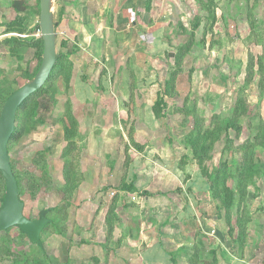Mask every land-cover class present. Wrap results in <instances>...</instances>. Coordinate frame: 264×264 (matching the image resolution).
<instances>
[{
    "label": "rangeland",
    "instance_id": "1",
    "mask_svg": "<svg viewBox=\"0 0 264 264\" xmlns=\"http://www.w3.org/2000/svg\"><path fill=\"white\" fill-rule=\"evenodd\" d=\"M102 8L55 0L62 64L10 144L26 217L49 209L53 225L43 248L17 227L0 233V264H264V0H152L147 29L78 30L103 26ZM40 16L41 0H0V116L41 67ZM238 101L239 135L225 122ZM197 120L203 167L187 147ZM247 140L257 145L248 153ZM246 155L259 173L239 194L231 175ZM221 161L238 192L230 215L205 174ZM5 196L0 176V208Z\"/></svg>",
    "mask_w": 264,
    "mask_h": 264
},
{
    "label": "water",
    "instance_id": "2",
    "mask_svg": "<svg viewBox=\"0 0 264 264\" xmlns=\"http://www.w3.org/2000/svg\"><path fill=\"white\" fill-rule=\"evenodd\" d=\"M55 0H41L40 30L44 42L42 64L29 82L15 91L6 101L0 116V173L6 185V197L0 208V233L17 227L33 244L43 248L42 233L52 223L50 210H42L38 219L26 217L18 180L11 164L9 145L16 132L21 106L49 81L57 64L58 34L55 30Z\"/></svg>",
    "mask_w": 264,
    "mask_h": 264
},
{
    "label": "trees",
    "instance_id": "3",
    "mask_svg": "<svg viewBox=\"0 0 264 264\" xmlns=\"http://www.w3.org/2000/svg\"><path fill=\"white\" fill-rule=\"evenodd\" d=\"M151 1L152 0H146V5H147V9L146 10H147V12H148V10H150L149 8L151 7ZM201 2H202V0H201ZM14 6L16 7L17 11H20V12L24 11V8L22 7L20 1H15L14 2ZM199 24H200V20L197 21V23L194 25V27L197 29L199 27ZM183 31L186 32V30H183ZM63 45H65V43L62 44V47H63ZM36 46L39 47L40 53L42 54L43 50H44L43 40H38L36 42ZM188 47H189V45L186 44V48L187 49H188ZM181 53H182V48H180V50L178 51V56H181ZM63 56H64L63 53L61 51H58L57 64H56V67H55V69H54L49 81L45 84V86L40 91H38L34 95L41 94V93H44V92L48 91V84H50L52 82V80L56 76L58 70L60 69L61 64H62ZM170 77H171L170 80L166 84L167 85V92L166 93L172 95L170 89L172 88L171 85H174V83H175V81L173 80V77H176V73H172ZM249 80H250V77H249ZM33 96H31L21 106V108H20V110L18 112L17 120L19 119V116L21 115V113L24 112V109H26L28 107V103L30 102V99ZM236 104H237V106L235 108V114H237V116L233 120L226 119L225 122L229 123L228 127L232 126L233 128H236L237 129L236 132L239 135L241 133V126L239 124V120H240L241 115H244L246 113L247 106H246V103L244 101L243 102L242 101H240V102L238 101ZM42 105H43V103H41V106ZM159 106H160V104H155L154 110H158ZM166 106H167V104L165 103L163 107H166ZM157 117H161V116L158 115ZM220 128L222 129V127L215 126L214 129L218 130ZM70 131H71L70 127H67V129H66V135L67 136L71 135ZM18 137H19V133H18V126H17L16 127V132L14 133V135L12 137L11 143L13 141H16L18 139ZM205 137H206V132H203V127L200 126V124H199V122L197 120L194 131L191 130L187 134V147L191 149L192 155H194V157L197 158L196 160L201 165V167H203V165H204L205 155L208 152L206 150L209 149V143L208 142L207 143L204 142ZM255 145H256L255 143L252 144L250 142V140H247V142L245 144H243L240 149L244 150V151H246V153H248L250 147L253 146V148H255L257 146V145L255 146ZM259 146H260V144H259ZM9 153H10V145H9ZM10 158H11V156H10ZM253 161L250 160L248 155H246L241 162L236 160L234 165H233L236 168V172L234 174H232L231 176L233 178L237 179V180H241V186L238 189L239 194H242L243 191H244V189L242 188V185H243L244 188H246V185H244V183L245 182L247 183L250 178L254 177L256 174L259 173L258 172L259 170L256 169V166L254 164L255 162H253ZM11 164H12V160H11ZM12 167H13V170H14L13 164H12ZM230 167H231V165H230L229 162L221 161L220 165L215 167V169H214L212 174H209L207 172V170H205V174L210 179H213V181L211 182V185H210V189H211L210 192L213 195V198L215 200L219 201L221 203V206L225 209V211H227V215H230L231 209L234 208V206H235V204L237 202V198H235V196H236V194H238V192H236L235 190H233V189H231V188H229L227 186V180H228V177H229L228 176V173H229L228 170L230 169ZM14 172H15V170H14ZM236 174H238V176H235ZM0 176L3 177L1 173H0ZM15 176H16V174H15ZM16 178H17V176H16ZM17 180H18V178H17ZM68 181H69V183H67L66 185L67 186L72 185V184H70L72 179H71V181L70 180H68ZM18 184H19V188H20V191H21V186H20L19 180H18ZM73 185H75V187H77V182H75ZM121 190H123V191H125L127 193L137 191L136 188L134 187V185H131V186L124 185L121 188ZM4 200H5V198H4ZM51 211L52 210H50V213H51ZM112 211H111V213H112ZM49 214H48V216H49ZM110 221H111V219L109 218L108 222H107L109 226H111ZM51 225H53V220H52V223L49 224L47 227H49ZM242 225H245V223L241 222L240 226H242ZM47 227L45 228V230L47 229ZM233 231L234 230H232V234H233ZM242 233H244V231ZM236 242L238 243V240H236Z\"/></svg>",
    "mask_w": 264,
    "mask_h": 264
},
{
    "label": "crops",
    "instance_id": "4",
    "mask_svg": "<svg viewBox=\"0 0 264 264\" xmlns=\"http://www.w3.org/2000/svg\"><path fill=\"white\" fill-rule=\"evenodd\" d=\"M99 1V0H95ZM103 5L98 19H103V26H93L96 22L89 19V24L78 26V30H143L150 25L146 16V0H100ZM90 2V1H88ZM106 5H109L106 8ZM98 25V24H97ZM99 26V25H98ZM107 27V29H106ZM77 30V29H76ZM155 30H166L164 25H158ZM139 32V31H138ZM158 34V31H155ZM161 37V36H160ZM164 35L162 34V37ZM152 44V43H151ZM153 45V44H152Z\"/></svg>",
    "mask_w": 264,
    "mask_h": 264
},
{
    "label": "clouds",
    "instance_id": "5",
    "mask_svg": "<svg viewBox=\"0 0 264 264\" xmlns=\"http://www.w3.org/2000/svg\"><path fill=\"white\" fill-rule=\"evenodd\" d=\"M54 16H55V14H54ZM55 19V18H54ZM55 30H56V22H55ZM43 39V38H42ZM43 44H44V42H43ZM43 52H44V50H43ZM3 204V203H2Z\"/></svg>",
    "mask_w": 264,
    "mask_h": 264
}]
</instances>
